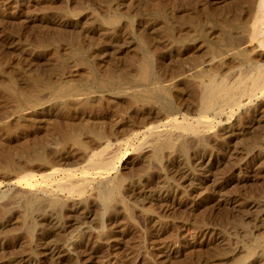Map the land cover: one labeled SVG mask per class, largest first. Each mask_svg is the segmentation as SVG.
Here are the masks:
<instances>
[{
  "label": "rangeland",
  "instance_id": "rangeland-1",
  "mask_svg": "<svg viewBox=\"0 0 264 264\" xmlns=\"http://www.w3.org/2000/svg\"><path fill=\"white\" fill-rule=\"evenodd\" d=\"M253 3L256 0H0V84L9 83L13 79L16 86H22L23 92H27L25 88H29L28 82L31 80L36 79L42 86L41 90L30 89L32 92H27L35 94L36 97L32 96L37 100L41 99L36 111L26 110L18 116L15 105L10 102L11 97L0 92V127L14 129L7 144L20 150L26 144L34 145L35 136L48 131L46 143L53 145L55 137L64 132L62 129L66 128V120L59 112L65 99L52 97L42 82L62 79L71 85L91 84V71L77 65L78 56L71 54V46L83 47L79 55L94 63L97 75L105 74L104 68L108 71L115 68L114 71L119 75L120 69L126 72L127 68V72L133 70L134 75V68L143 61V52H149L155 67L163 72L166 85H172L176 90L171 100H162L166 103V109L171 106L181 107L182 113L188 114L191 119L200 118L197 111L200 86L197 84L199 80L195 77V70L203 67L209 70L208 74L214 71L212 74L220 78L230 72L226 67L221 70L216 65L221 56L227 57L228 52L223 54L224 57H216L208 51L209 46L204 39L219 43L228 33L240 34L242 20L247 21L243 11L253 6ZM242 7L245 9L240 11ZM236 11L241 13V18ZM113 13L120 18L119 24L116 27H105L102 19ZM234 15L239 18L236 16V19ZM226 18L235 28L232 31L225 32ZM238 34L232 37L240 39L243 36L242 32L240 36ZM54 48L57 49V56L53 55ZM251 53L250 57L254 56ZM229 60L227 57L226 61ZM235 62H230L231 69L241 71L242 66L238 61ZM212 64L214 68H208L209 65L213 67ZM122 83L125 84L124 81ZM263 92L256 94L250 107L237 111L231 121L228 120L232 126L231 138L221 141L213 136L214 132L222 133L219 130L222 125L219 123L220 118L209 115L215 122L213 133L205 138L207 148L197 149L194 140L190 139L192 141L186 160L177 156V152L167 151L162 162L151 158L149 147L144 142L148 137L143 129L151 121L147 123L145 116L137 109L131 110L125 100L118 99L119 106L115 107L111 97L106 96L108 101L103 99L102 102L104 118H90L88 125L95 128L104 125L107 131L114 129L117 132L116 138L115 135L110 137V147H104V155L110 158L116 168L109 170L106 179L118 176L117 179L123 177L120 180L125 181V188L113 200V209L110 207L111 210L103 211L96 200L98 190L94 187L101 177L94 175L96 170H91L86 163L88 155L84 160L81 159L88 153H81L71 143L67 144V153L72 164L62 165V168L81 169L80 172L86 171L89 177H94H90V188L84 191L87 202L78 206L69 203L64 211H56L53 216L57 217V224L51 222L50 218L45 220L36 216L37 228L32 236L25 235L24 221L22 223L25 210L23 203H20L23 197L16 195H19L20 188L12 183L18 176L15 173L0 175V264H233L245 255L244 247L249 242L256 237H264ZM28 116L29 119H26ZM177 117L182 120L181 115ZM23 118L25 123L23 120L17 121ZM165 119H152L154 122L151 123H162ZM21 123L26 129L17 128ZM230 125L224 126L227 128ZM3 131H0V141L5 139H2ZM81 135L91 141L84 130ZM94 146L95 150H100L104 145L99 149ZM80 172H75V178L82 175ZM33 173L41 187L49 184L51 188L62 179V175H59L60 178L56 176L53 181L42 183L43 171L35 170ZM29 189L21 188L26 193ZM76 198L78 201L79 197ZM45 231H52L55 239L52 241L58 240L59 250H47L46 242L50 237L46 238ZM263 250L256 251L258 261L264 259Z\"/></svg>",
  "mask_w": 264,
  "mask_h": 264
},
{
  "label": "bare ground",
  "instance_id": "bare-ground-1",
  "mask_svg": "<svg viewBox=\"0 0 264 264\" xmlns=\"http://www.w3.org/2000/svg\"><path fill=\"white\" fill-rule=\"evenodd\" d=\"M253 4H251V5H253ZM244 9L245 8H243L240 11H243ZM214 10H215V8H214ZM216 10H217V7H216ZM213 12L216 13L217 11H213ZM233 13H235V12H233ZM236 13H237V11H236ZM239 13L240 12H238L237 14H239ZM243 13H245V15H243V14L242 15L247 17V21L242 20V22H241L240 28H241V32L243 33L242 34L243 36L240 39H234V37H232L233 35L238 34L235 32H234L235 34H233V35H231V33L230 34L228 33V34L224 35L225 37L222 36L223 40L221 39L222 41L221 42L219 41V43H216L215 41H211L210 39H207V38L206 39L203 38L205 40V42L208 43V46H209L208 51H210L211 54L213 52L216 55V57H220L224 53L228 52L226 56L230 59L229 61L230 62L231 61L232 62L238 61V63L242 67H241V71L238 70L237 71L238 73H237L236 72L237 69H235V70L231 69L232 65L230 62L226 61L227 57L222 58V56H221V58H219V61L217 60L219 63H216V65L218 64L217 66L220 67V69L226 67L227 68L226 70L230 71L229 73L226 72L224 77L220 78L221 76L219 74L218 75L220 77H217L216 74L215 75L212 74V72H214V71H211V73L209 72L210 74H208L207 72L209 70L206 71L205 68L203 69V67L200 68L199 70H195L196 71L195 77H197L198 78L197 80H199V82L197 84L200 86V87L198 86L200 88L199 89L200 90V96H199V101H198L199 102V108L197 109L198 106L196 107L197 111L199 110L198 114L200 115V118H197L195 116L196 118L191 119L188 114L182 113L183 108H181V107H174V106L172 107L171 106L168 109H166V103L162 100H167V102L169 100H171L172 99L171 97L173 96V94L176 90L174 89L175 88L174 86L166 85L163 72H161L158 68L155 67V63H154L152 56L149 52H143V58H142L143 61L140 65H138V67L134 66V67H136V69L134 68V72H135L134 75L132 74L133 70L130 69L132 72H127V68L125 69L126 72L125 71L122 72L123 69H120L121 75H119V73L117 74L116 71H114L115 68L113 70L111 68V70L113 72L108 71L107 68H106L107 70L104 68L103 72H105V74L103 73L102 75L101 74L97 75V73L95 72L94 63H91V61L88 60V58L86 59L84 56L79 55V52H80L81 48H83V47L71 46V48H72L71 54H73V56H75V57L78 56L76 60L79 61V63L77 65H80V66L84 67L85 69H88L89 71H91L90 72L91 74L88 72L89 75L91 76V78H90L91 84L82 85V86L71 85L70 83H68V81H65L62 79L58 80V81L48 79V80H45L44 82H42L43 87L50 93V95L52 97L58 98V99H65V104L62 105L63 106L62 108L58 105L61 109V111L59 113L66 120V128L62 129V131H64V132L60 131L62 133V134L60 133L61 134V136H59L60 138L54 136L55 139H54L53 145H48L46 143L48 131L46 130L47 131L46 133L35 136V141H34L35 144L32 143L34 145L31 146L30 144H26V146L23 147V149L20 148V150H18V149H14V148L10 147L7 144V141L10 138L11 134L14 133L13 132L14 129L12 127H6V129H3V126H2V128L0 127L1 133L4 130L3 131L4 135H3L2 139L5 138L3 141H0V175L4 176L7 174H12V173L14 174L15 173L14 175L18 176V178L16 180H14L12 183L15 187L20 188V190H18L19 195L18 194H16V195L18 197L21 195V198L23 197V200H22L23 202H20V203H23V205L22 204L21 205H22V207H24L23 209L25 210V215L22 212V215H24L23 216L24 218H22V223L24 221V225H25L24 231L26 232L25 235H27V236L33 235V233L35 231L36 223H37V222H35L36 216H40L45 220H47V218H50L51 222H54L55 224H57V223H59V221H58L56 216H53V214H55L56 211L63 210V209L65 210V208H67L70 205L69 203H72L73 205L78 206L80 203L84 204L85 202H87V198L85 197L86 195L84 196V191L86 190L87 187H89L91 185L92 181L90 180V177H92V176L89 177V175L87 174L86 171L80 172L81 169H79V168H78L79 169L78 171L74 170L77 168L69 169V168H64V166L62 168V165L72 164V162L68 158L70 155H68V153H67V150H68L67 144L68 143H71V145L76 146L81 151V153L82 152L84 154L88 153L85 155L83 154L84 156L81 159L84 160L85 156L86 157L89 156V158H86V159H88L87 160L88 162H86V163H88L91 170H93V171L96 170L95 172H93V173H95L94 175H96L97 177L98 176L101 177V179L99 181L96 180V181H98V183L95 184V186H94L98 190V195H97L98 198H96V200H98L99 203L101 204L103 211H107L110 207H112V209H113V206H111L114 203L113 200L116 197V195H118V193L124 187L125 181H124V179L120 180L123 177L120 179H117L118 176L115 177V179H113V178L112 179H106V175L108 174V172H110L109 170L114 169L115 166L112 165L113 162H111L110 158L106 157L104 155V147L109 146V144L111 143L110 137H112V136L114 137V135H115L114 138H116L117 132L114 129H112L110 132L107 131L103 127L104 125L102 126V128H99V127L95 128L93 126L88 125L90 118H94V119L96 118L97 120H99V118H101V117L104 118V111H103V107H102L103 106L102 102L104 101L103 99H105V101H108L105 98L106 96L111 97V101L113 102L112 104H115V107L119 106L118 105L119 104L118 99L125 100L126 103L128 104V106L130 105L129 107H131V110H132V108L137 109L140 113H142V115L145 116L147 123H148V121L154 122L152 119H159L162 117L166 118L165 121H163L162 123H156V124H153L151 122H149L150 124H145V122L143 123V124H145L144 129H143L144 130L143 133L147 134V137H148L147 140L145 139L146 141L144 140V142L149 147V151L151 153L150 154L151 158L157 162H160L162 160V157L164 156L165 152H167V151L168 152H170V151L171 152H177L176 153V154H178L177 156H180V158L182 160L183 159L186 160V157L188 155V150L190 148L189 146L191 145L190 143L192 140H194V142L197 146L196 147L197 149H202V148L206 149L207 145L205 143V138L208 134L213 133V126H214V122H215V120H213L214 122L212 121V119L209 115H213L215 117L220 118L221 122L218 119L217 120L222 125V127L219 129L220 131H222V133L219 134L220 132L219 133L214 132L213 136H217L221 141H225V139L232 137L231 136L233 134L232 130H231L232 126L230 125V123H231L230 119L232 118V116L234 117V114L237 111L240 112L239 110L250 107L255 96H256V94L258 92L260 94V92L262 93L264 91V0H258V1L256 0V3L253 6H248L246 8V10L243 11ZM234 16L236 18L237 15H234ZM237 18H239V17L237 16ZM240 18H241V15H240ZM119 19L120 18L117 15H115V13H113L112 15H109L102 20H103L104 26L106 25L109 27H116L120 22ZM228 19L226 18L225 19L226 21L225 22L223 21L225 23V29L227 30L225 32H229V31H232V29H235V28H232V25H231L232 22H231V24L229 22H227ZM245 20H246V18H245ZM230 21H231V19H230ZM188 22H189V19H188ZM197 22H198V20H197ZM234 22H236V21H234ZM193 24H195L194 21H193ZM194 26H195V28L198 27V25L197 26L194 25ZM200 28L201 27L199 26L198 29H200ZM221 30L223 31V29H221ZM201 31L202 30H200V32ZM238 32H240V29ZM241 32H240V34H241ZM220 33H222V32H220ZM240 34H238V35L240 36ZM177 38L183 39L182 37H178V36H177ZM141 39H143V38H141ZM71 43H72V41H71ZM148 50H150V49H148ZM52 52H53V55L57 56V49L56 48H54V51H52ZM251 52L254 54H252ZM249 53L254 55V56H252L253 58L250 57ZM211 54H208V55L210 56ZM228 54H229V56H228ZM154 57H155V55H154ZM211 57H212V55H211ZM223 57H224V55H223ZM200 60H201V58H200ZM195 61H197V60H195ZM203 63H202V65H204ZM70 64H71V62H70ZM202 65H200V66H202ZM105 66H107V65H105ZM193 67L195 68V65ZM205 67L207 68V66H205ZM209 67L214 68V65H213V67H211L209 65L208 68ZM239 68H240V66H239ZM197 69H198V66H197ZM59 70H60V68H59ZM217 70H219V69H217ZM221 70H223V69H221ZM244 70H246L247 72H245ZM195 71L193 70V72H195ZM215 71H216V69H215ZM216 72H218V71H216ZM219 72H221V71H219ZM234 72H236V73H234ZM69 74L70 73H68V75ZM13 78H15V77H13ZM81 78H83V77H81ZM197 80H194V81H197ZM123 81L125 82L124 85H122ZM17 82H18V80H17ZM25 83H27V82H25ZM28 83L27 84L29 85V88L28 87L25 88V89H27V92L30 91V89L35 90V89H40V87L42 88L40 82L36 81V79L31 80ZM16 85L17 84L13 83V79H10L9 83L0 84V92H1V94L3 93L6 95H9V97H11L12 101L10 100V102L15 105L17 116L22 114V112H24L26 110L36 111L35 108L38 106V101L41 99L39 98V100H37L35 98L36 97L35 94L32 93L35 96V97H33L32 94L31 95L27 94L26 91L23 92L22 86H19L20 84L18 86H16ZM25 87H26V85H25ZM23 90H24V86H23ZM30 92H32V91H30ZM197 92H198V90H197ZM37 96L39 97L38 94H37ZM71 107H73L74 109ZM49 110H50V108H49ZM118 110H121V108ZM72 111L74 113H72ZM252 111H253V109H252ZM122 113H123V111H122ZM13 114H15V113H13ZM177 115H181L182 120H178ZM29 116H32V115H29ZM29 116L26 119H29ZM22 117H23V115L20 118H22ZM237 117L238 116H236V118ZM236 118H233V119H236ZM21 120H23V122L25 123L24 118L19 119L17 121H21ZM30 120H34V119H30ZM121 120H122V118H121ZM228 120H230V121H228ZM36 121L38 122V120H36ZM26 122L28 123V121H26ZM42 122H43V120H42ZM109 122L111 123V121H109ZM156 122H157V120H156ZM34 123H36V122L34 121ZM225 124H229L230 126L225 128V126H224ZM127 126H130V125H127ZM238 126H239V124H238ZM25 127L26 126L23 125V123L17 125V128L26 129ZM40 127L43 128L42 126H40ZM57 127H55V128L57 129ZM4 128H5V125H4ZM28 128L29 127H27V129ZM18 130H20V129H18ZM82 130L85 131L87 137L91 138V141L90 140L87 141V139L84 138L85 136L81 135ZM126 131L127 130L125 129V132ZM209 136H208V138H209ZM190 139H192V140L190 141ZM141 142H140V144H141ZM94 145H96L97 148L100 147L101 145L102 146L104 145V146L102 148H100V150H95ZM194 148H195V146H194ZM105 149L107 150V148H105ZM190 151H192V150H190ZM69 152H70V150H69ZM171 155H174V154H171ZM54 156H56V158ZM145 157L143 159H146ZM147 162H145V163H147ZM148 165L149 164H147L146 166H148ZM188 168H189V165H188ZM86 169L89 170L88 168H86ZM35 170L43 171V173L41 174L42 181H43L42 183L53 181L54 178L56 176H59V175L60 176L62 175V179L61 180L59 179V181L57 179L56 181H58V182L54 186L51 185L52 186L51 188H50L48 183H47L48 185L45 184L43 187H41L37 184V182L39 181L38 178L36 177L37 173L36 172H35L36 174L33 173ZM75 172H78V173L80 172V173H82V175L80 174L81 176L79 178H77V177L75 178V176L77 175V173H75ZM89 172L90 171H88V173ZM191 173H192V171H191ZM60 176H59V178H60ZM184 176H186V175H184ZM92 178H94V177H92ZM22 187L23 188H30V189L26 193V192H23L21 190ZM120 195L121 194H119V196ZM138 195L140 196V194H138ZM76 196L79 197L78 201H77ZM21 198H19V199H21ZM88 198H89V196H88ZM142 199H144V198H142ZM140 200H141V198H139V201ZM117 201L119 202L120 199L119 200L117 199ZM120 202H122V201H120ZM115 206H117V205H115ZM14 210H16V209H14ZM109 210H111V209H109ZM3 213L7 214L4 211H3ZM4 214H2V215H4ZM60 214H59V216H60ZM106 215H107V213H106ZM54 226H53V228H54ZM58 233H60V232H58ZM55 234H56V232H55ZM53 235L54 234L52 233V231L51 232L45 231L46 238L50 237L49 241L46 242L47 250H50L51 252L59 250L58 249L59 244L57 242L58 240L56 239L57 241H52V240H55V239H53L54 238ZM55 237H57V236H55ZM60 238H63V237L61 236ZM249 243H250L249 245L244 247L245 255L243 257L235 260V261L233 260L234 261L233 264H255V263L264 264V263H261L264 261V259H263V261H261L262 259H260L258 261L257 260L258 256L256 257V255H257L256 251L260 250V249H264V237H260V236L256 237L253 239V241H251ZM44 245H45V242H44ZM261 251H258L257 253H259ZM46 252H48V251H46ZM263 252H264V250H263ZM232 258H233V256H232ZM233 259H235V258H233Z\"/></svg>",
  "mask_w": 264,
  "mask_h": 264
}]
</instances>
